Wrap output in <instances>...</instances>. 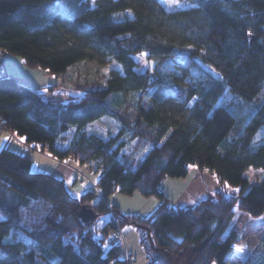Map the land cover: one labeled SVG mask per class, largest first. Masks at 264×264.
I'll return each mask as SVG.
<instances>
[{
	"label": "trees",
	"instance_id": "16d2710c",
	"mask_svg": "<svg viewBox=\"0 0 264 264\" xmlns=\"http://www.w3.org/2000/svg\"><path fill=\"white\" fill-rule=\"evenodd\" d=\"M0 0V51L61 77L66 101L45 97L14 76H0V131L71 157L97 176L72 195L52 172L31 170L28 154L0 150V264H121L104 250L109 230L131 225L145 264H228L238 241L237 207L264 212V0ZM109 57L119 71L85 77L80 63ZM134 94V95H132ZM180 113V117L176 115ZM109 117L105 136L88 125ZM189 164L238 187L191 207L161 189ZM263 168L244 191L243 170ZM113 191L154 195L149 215L122 213ZM111 214L102 234L80 218ZM264 236L241 264H264Z\"/></svg>",
	"mask_w": 264,
	"mask_h": 264
},
{
	"label": "rangeland",
	"instance_id": "374dc122",
	"mask_svg": "<svg viewBox=\"0 0 264 264\" xmlns=\"http://www.w3.org/2000/svg\"><path fill=\"white\" fill-rule=\"evenodd\" d=\"M86 1L93 6L99 1L103 0ZM162 4L167 9L189 6V3L186 0H164ZM110 69L119 71V65L109 57L99 58L93 56L92 58L82 61L77 67L76 71L89 78L94 76L96 71L108 72ZM7 74L9 75V73ZM51 77L54 78L52 84H59L61 82V77H56L54 74H51ZM74 92L75 90L70 87L58 85L55 86L53 90H45L43 96L55 97L62 101H66L69 95L73 94ZM176 117L179 118L180 113L177 114ZM87 129L105 136L107 134L106 132L114 131L115 124L109 117H103L96 122L88 125ZM11 149L16 151L15 147H11ZM32 159L34 160L31 168V170L33 171L44 170V172H53L54 170H56L57 173L59 172V170H63L66 176V187L72 195H77L78 192L86 190V188H80L84 184L93 186V182L97 176V173L90 171V168L85 164H81L78 161L72 160L68 157L57 159L50 155L49 158H47L49 160H42V167L40 169L36 168V162L38 161V159H36L34 155L32 156ZM189 165H192L194 167L188 166V171L185 176H166L162 181L161 189L172 200L173 205L181 207H191L194 206L200 199L213 197L215 195V191L218 189L222 190L226 194H230L231 192H236L238 190V187L236 185H233L225 180L222 181L216 176L213 171L205 168H200L195 164ZM56 173L54 174L56 175ZM262 174V167L253 165L247 166L243 170V175L248 179V185L244 188V191H246L253 182L257 181V179ZM77 182L79 183V185L76 184ZM226 184L228 187H225ZM135 193V196L132 198L127 194H122L121 197L124 199V202L126 204L121 210L122 213H137L142 216L149 215L152 211H146L149 205L146 206L148 200H144L148 198H145L146 196L138 192ZM112 194L119 195L120 192L113 191L108 196L110 197ZM151 196L153 197V199H156V196ZM234 211L235 212L229 221V227L236 229L238 241L235 245L233 254L228 264H241L248 256L251 249L259 241H261L264 236V212L261 216L254 217L245 213L243 210H240L237 207L234 208ZM1 217L2 215H0V218ZM103 217H99L94 220L96 227H98V225H101ZM96 236H100L99 230H97ZM113 241V231L109 230L103 244L105 248L104 250H107L112 245ZM137 246L139 247V249H141L138 244ZM140 251L143 255L142 250ZM263 256L264 255L259 256V259Z\"/></svg>",
	"mask_w": 264,
	"mask_h": 264
},
{
	"label": "crops",
	"instance_id": "0c3cea01",
	"mask_svg": "<svg viewBox=\"0 0 264 264\" xmlns=\"http://www.w3.org/2000/svg\"><path fill=\"white\" fill-rule=\"evenodd\" d=\"M1 62L3 63V67L6 74L9 73V75L14 76L19 82L28 84L38 89L39 92L45 93L47 87L49 85H52L54 81V78L51 77V74L48 73L47 70L41 68L28 67L27 65H25L24 60L20 56L5 53L1 58ZM3 147H9V148L15 147L17 152L28 154L32 160L31 168L34 163V160L32 159L33 155L35 156L36 159H38V161L36 162L37 169H40L42 167V160L47 159L50 156V154L47 153L46 151H42L39 145L26 144L24 142V138L19 137L16 134L11 133L9 131H0V150ZM68 158L72 159L71 157ZM35 171H39V170H35ZM52 173L53 174L56 173V170H54ZM56 176L62 178L64 182H66L65 180L66 176L63 170H59V172L56 173ZM76 184L79 185L78 182ZM93 187H94V183L93 186L84 184L83 187L80 188L83 189L86 188V190H88ZM86 190H82L81 192H78L77 195H79V193L81 194ZM134 194L136 193L134 192L129 196L132 198L135 196ZM121 196L122 193H120L119 195L112 194L110 197L109 196L107 197L108 203L117 205L120 211L123 209V206L126 205L124 199ZM145 198H148V199H144V200H148V202L146 203V206L149 205L148 209H146L147 212L152 211L160 202V199L158 197H156V199H153L152 196L151 197L146 196ZM109 218H110V214L104 215L101 221V225H98V228L100 229L99 230L100 235L102 234L101 228H103L106 225ZM121 232L123 235L122 246L124 247L125 252L128 253L131 257L132 259L131 264H145L146 263L145 255L144 253L142 255L140 251L142 249H139V247L137 246V244L139 245V243L135 229L131 225H124L121 227ZM113 242H114L113 245L118 243V241L116 240Z\"/></svg>",
	"mask_w": 264,
	"mask_h": 264
},
{
	"label": "built area",
	"instance_id": "2783aa9c",
	"mask_svg": "<svg viewBox=\"0 0 264 264\" xmlns=\"http://www.w3.org/2000/svg\"><path fill=\"white\" fill-rule=\"evenodd\" d=\"M5 53H6L5 51H0V58ZM4 75H5V70H4L3 64L0 61V76H4ZM95 168H97L96 165L93 166L92 168H90L89 170L92 171ZM117 228L113 231V238L116 241H118V243H117V247L115 248L114 254L110 259L114 260L115 258L119 257V258H121V264H131L132 259L128 255V253L125 252L124 247L122 246V240H123L122 232Z\"/></svg>",
	"mask_w": 264,
	"mask_h": 264
},
{
	"label": "water",
	"instance_id": "95a60500",
	"mask_svg": "<svg viewBox=\"0 0 264 264\" xmlns=\"http://www.w3.org/2000/svg\"><path fill=\"white\" fill-rule=\"evenodd\" d=\"M96 201L86 202L82 205L80 209V218L85 225H87L90 221L95 219V213L93 211V206Z\"/></svg>",
	"mask_w": 264,
	"mask_h": 264
},
{
	"label": "snow or ice",
	"instance_id": "6c2138e0",
	"mask_svg": "<svg viewBox=\"0 0 264 264\" xmlns=\"http://www.w3.org/2000/svg\"><path fill=\"white\" fill-rule=\"evenodd\" d=\"M5 139H7V138H5ZM189 167H194V166L189 165ZM81 187H83V186H81ZM225 187H228L227 184L225 185ZM213 264H215V262H213Z\"/></svg>",
	"mask_w": 264,
	"mask_h": 264
},
{
	"label": "bare ground",
	"instance_id": "6f19581e",
	"mask_svg": "<svg viewBox=\"0 0 264 264\" xmlns=\"http://www.w3.org/2000/svg\"><path fill=\"white\" fill-rule=\"evenodd\" d=\"M117 229H119L121 231V227H118Z\"/></svg>",
	"mask_w": 264,
	"mask_h": 264
}]
</instances>
